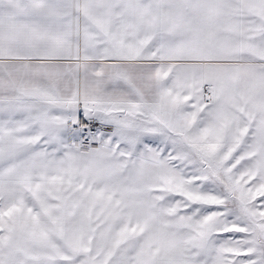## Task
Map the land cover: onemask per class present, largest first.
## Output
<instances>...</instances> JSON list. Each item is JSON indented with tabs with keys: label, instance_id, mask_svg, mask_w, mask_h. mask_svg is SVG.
I'll return each instance as SVG.
<instances>
[{
	"label": "snow or ice",
	"instance_id": "6c2138e0",
	"mask_svg": "<svg viewBox=\"0 0 264 264\" xmlns=\"http://www.w3.org/2000/svg\"><path fill=\"white\" fill-rule=\"evenodd\" d=\"M0 264H264V0H0Z\"/></svg>",
	"mask_w": 264,
	"mask_h": 264
}]
</instances>
